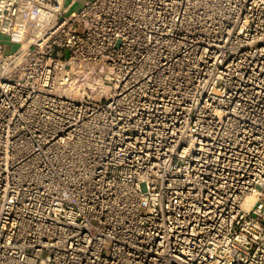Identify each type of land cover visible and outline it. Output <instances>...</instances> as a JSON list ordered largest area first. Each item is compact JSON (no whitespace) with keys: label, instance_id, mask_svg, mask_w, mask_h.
I'll list each match as a JSON object with an SVG mask.
<instances>
[{"label":"built area","instance_id":"1","mask_svg":"<svg viewBox=\"0 0 264 264\" xmlns=\"http://www.w3.org/2000/svg\"><path fill=\"white\" fill-rule=\"evenodd\" d=\"M72 5L0 0V264H264V0Z\"/></svg>","mask_w":264,"mask_h":264},{"label":"rangeland","instance_id":"2","mask_svg":"<svg viewBox=\"0 0 264 264\" xmlns=\"http://www.w3.org/2000/svg\"><path fill=\"white\" fill-rule=\"evenodd\" d=\"M64 0V6H67L69 5L70 3H73L72 5V10H75L78 8L79 4H80V0ZM17 48V45L16 44H13V45H10V44H6V49L5 51L6 52H11V51H14L15 49Z\"/></svg>","mask_w":264,"mask_h":264},{"label":"crops","instance_id":"3","mask_svg":"<svg viewBox=\"0 0 264 264\" xmlns=\"http://www.w3.org/2000/svg\"><path fill=\"white\" fill-rule=\"evenodd\" d=\"M74 1H76V0H74ZM83 0H80V3L82 2Z\"/></svg>","mask_w":264,"mask_h":264}]
</instances>
